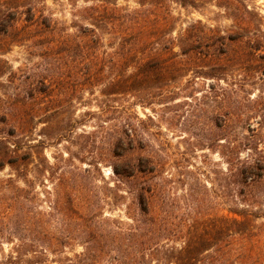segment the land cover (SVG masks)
I'll return each instance as SVG.
<instances>
[{"label":"rangeland","instance_id":"1","mask_svg":"<svg viewBox=\"0 0 264 264\" xmlns=\"http://www.w3.org/2000/svg\"><path fill=\"white\" fill-rule=\"evenodd\" d=\"M138 1L118 0V6L132 10ZM167 3L171 16L158 20L179 53L180 70L160 81H136L124 93L110 87L116 75L110 54L99 63L96 56L84 58L81 48L56 57L29 40L0 46V134L17 141L19 153L16 165L0 168V264H174L163 254L183 244L184 223L212 222L231 216V206H243L230 184L227 125L240 140L257 134L262 111H254L252 100L264 96V78L242 62L249 46L229 44L218 78L206 73L209 57L180 54L181 37L199 22L227 35L241 25L244 33H258L264 0H204L198 8ZM45 4L70 33L88 22L73 14L89 5L83 0L77 7L69 0ZM228 4L247 5L252 14L240 23L242 11ZM125 27L117 21L100 29L108 52L125 42ZM137 67L133 60L126 64L130 80ZM118 135L130 142L124 156L116 155ZM141 157L157 169L138 171L128 183L115 175L116 162L137 164ZM143 186L155 214L179 226L172 239L149 241L150 216L138 195Z\"/></svg>","mask_w":264,"mask_h":264},{"label":"trees","instance_id":"2","mask_svg":"<svg viewBox=\"0 0 264 264\" xmlns=\"http://www.w3.org/2000/svg\"><path fill=\"white\" fill-rule=\"evenodd\" d=\"M77 7L79 0H69ZM89 5L77 7L73 14L78 15L87 23H78V33H70L46 13L45 0H0V46L10 42L32 41L38 47H45L44 54L57 57L62 52L77 48L82 49L84 58L96 56L99 63L105 61V56H113L115 78L110 87L113 93L128 91L133 83L160 81L168 74L179 71L175 68L179 53L175 52L167 39L165 25L158 20L171 16L167 0H139V7L132 10L118 6V0H83ZM182 7L198 8L204 0H173ZM231 3L232 2H228ZM225 5L228 9L242 11L241 22L251 15L247 5ZM122 21L125 42L119 44L114 51L105 49L100 29L104 24ZM193 24L186 29L181 37V55L199 54L209 57L212 61L211 71L206 72L220 78L224 75L225 59L228 56L229 44L249 46L248 51L241 54L242 62L249 63L256 69L259 78H264V30L258 33H244L243 26L233 34H224L220 30L205 28ZM206 50V51H203ZM96 53V55H95ZM134 58V59H133ZM111 60V59H110ZM129 60L138 63L137 75L130 80V75L124 70ZM128 61V62H127ZM100 71L103 68H99ZM252 108L260 113L261 130L264 129V96L252 100ZM234 114L229 111L227 115ZM253 117V116H251ZM251 127V126H250ZM228 144L226 145L227 164L230 184L243 206L235 205L229 208L231 216L217 218L212 222L195 220L186 222L183 228V244L173 247L171 252H164L165 259H171L174 264H264V210H257L261 199L264 200V134L257 130L251 137L240 140L234 134L232 124L227 125ZM10 136H16L17 128L12 126ZM127 134V132H126ZM256 135H258L256 137ZM255 137V138H254ZM128 139V138H127ZM125 136L118 135L115 141L116 155L124 156L131 150L130 142ZM13 141V142H12ZM17 141L7 139L0 134V168L5 164L16 165L19 153ZM249 150L246 157L242 150ZM156 163L147 158H140L137 164L124 158L113 165V171L124 183L131 181L136 172L155 171ZM236 186V188H234ZM156 188V187H155ZM148 189L144 186L139 190V204L143 214L149 215L145 230L151 244L156 239H172L171 236L179 226L172 217L158 216L156 208L150 205ZM233 195V194H231ZM155 214V215H154ZM186 229V231L184 230ZM173 259V260H172Z\"/></svg>","mask_w":264,"mask_h":264}]
</instances>
